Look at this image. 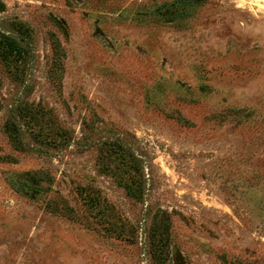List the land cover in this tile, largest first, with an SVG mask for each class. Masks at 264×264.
Wrapping results in <instances>:
<instances>
[{
	"label": "rangeland",
	"instance_id": "obj_1",
	"mask_svg": "<svg viewBox=\"0 0 264 264\" xmlns=\"http://www.w3.org/2000/svg\"><path fill=\"white\" fill-rule=\"evenodd\" d=\"M0 3V264H264V0Z\"/></svg>",
	"mask_w": 264,
	"mask_h": 264
},
{
	"label": "trees",
	"instance_id": "obj_2",
	"mask_svg": "<svg viewBox=\"0 0 264 264\" xmlns=\"http://www.w3.org/2000/svg\"><path fill=\"white\" fill-rule=\"evenodd\" d=\"M1 7H3V5L0 3V8ZM163 11L168 10L164 9ZM18 28L19 31H22L20 30V28H22L21 26H18ZM18 40L19 39L14 38L13 36L0 32V56L2 60L8 62L11 56L18 57L21 52H24V46Z\"/></svg>",
	"mask_w": 264,
	"mask_h": 264
}]
</instances>
